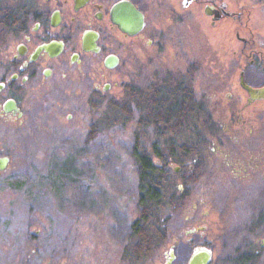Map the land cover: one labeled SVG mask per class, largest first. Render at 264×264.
Listing matches in <instances>:
<instances>
[{
  "label": "rangeland",
  "instance_id": "1",
  "mask_svg": "<svg viewBox=\"0 0 264 264\" xmlns=\"http://www.w3.org/2000/svg\"><path fill=\"white\" fill-rule=\"evenodd\" d=\"M213 50L211 40L189 31L185 52L162 53L151 58L154 64L141 68L140 88L164 79L171 62H179L182 67L170 70L184 77L186 61L198 60L202 68L194 78L213 104L218 72ZM133 107L132 99L99 109L80 100L60 117L48 110L43 117L47 127L33 134L18 132L6 140L0 133V154L11 156L0 171V264H141L125 254L141 246L130 229L139 212L136 153L145 147L161 163L155 151L168 160L169 148H174L182 159L187 156L177 148L180 141L194 136L153 133L150 122L143 124L133 116ZM67 112L74 113L73 118L68 119ZM142 116L146 120L149 113ZM92 123L95 134L90 133ZM262 125L264 121L244 137L235 134L228 156L219 150L215 134L207 131L202 156L191 154L187 164L169 159L172 190L165 193L168 199L159 214L164 233L151 235L148 245L152 243L155 257L150 261L159 262L165 244L190 241L191 235V241H208L221 257L249 245L264 255ZM184 192L189 199L183 206L175 197ZM195 204L208 224L202 232L190 233L194 221L187 219ZM261 261L264 264V257Z\"/></svg>",
  "mask_w": 264,
  "mask_h": 264
},
{
  "label": "flooded vegetation",
  "instance_id": "2",
  "mask_svg": "<svg viewBox=\"0 0 264 264\" xmlns=\"http://www.w3.org/2000/svg\"><path fill=\"white\" fill-rule=\"evenodd\" d=\"M189 31L211 40L218 58L211 105L194 78L202 68L198 60L186 61L184 77L170 70L179 62H171L164 79L143 89L139 85L140 70L154 64L151 58L185 52ZM245 84L264 85V0H0V133L6 140L47 127L43 117L48 110L60 117L80 100L99 109L132 99L133 116L141 121L149 113L153 133L180 136L206 128L228 156L235 134H252L264 121V98H253ZM146 93L148 105L142 101ZM187 115L189 124L181 121L173 128L154 119ZM73 116L66 113L68 119ZM182 144L186 141L177 148ZM2 156L10 164V153ZM175 199L184 206L189 194ZM197 210L198 204L190 206V233L208 224ZM190 237L165 244L158 263L150 261L155 256L149 247L125 254L141 264H189L201 247L211 251L205 264H259L264 257L253 245L221 257L208 241Z\"/></svg>",
  "mask_w": 264,
  "mask_h": 264
},
{
  "label": "trees",
  "instance_id": "3",
  "mask_svg": "<svg viewBox=\"0 0 264 264\" xmlns=\"http://www.w3.org/2000/svg\"><path fill=\"white\" fill-rule=\"evenodd\" d=\"M142 101H144L148 105L149 98L147 94H145V100L143 98ZM144 118L145 116H142L141 121H145L144 122L145 124L146 122H149L150 119H152L149 116H147L146 120ZM189 118L190 116L187 115L186 117H182V118L179 117L169 118L166 116H156L154 119L162 122L164 125L167 126L168 124H170L172 125L171 128H173L174 125H179L178 123L179 122L181 123V121L187 122V124H189L188 123ZM205 122L207 124L208 118H205ZM94 126L95 124L92 123L91 126L92 130L90 132L91 134H95L96 132ZM206 126L207 125H205V127ZM205 132H207L206 128H204L203 132L199 134L188 133L191 135V137L192 136L194 137H192V140L189 139V141H186V144L183 146L182 149L180 148V150H183L185 152L187 156L186 158H189L193 153H195L197 158L202 156V152L204 148L203 136ZM161 134H166V133H161ZM169 152H168L169 155L167 160L163 154L160 155L158 150L155 151V153L158 156H160L159 159L161 163H158L157 161L153 160L151 152L147 150L145 147H142L136 153V165L138 168V192H139L137 198V204H138L139 212L137 218L130 225V229L132 230V235L133 234L136 235L137 240L140 241L141 246H138V244H136L134 249L128 248L126 253L129 254L131 253L133 255H136L141 253L143 250L147 251V247H149L150 250L152 251L153 250L152 243L151 245H148L151 240V235L153 234L157 235L160 234L161 232L164 233V227L160 223L161 220H159V214L163 208V203L165 202L166 199H168V197L165 196V193L168 191L170 192L172 190L170 184L172 183V180L168 177V174H170L168 168L169 159H171L172 161L183 162L182 159L176 157L177 150L175 151V149L172 148ZM187 173L190 172L187 171ZM184 181H186V179H184ZM145 241L147 245L144 244Z\"/></svg>",
  "mask_w": 264,
  "mask_h": 264
},
{
  "label": "water",
  "instance_id": "4",
  "mask_svg": "<svg viewBox=\"0 0 264 264\" xmlns=\"http://www.w3.org/2000/svg\"><path fill=\"white\" fill-rule=\"evenodd\" d=\"M249 90L251 96L255 99L264 98V85L259 87H253L249 84H245ZM9 163L8 156L0 157V170H5ZM178 170V169H177ZM211 258V251L206 247H201L194 252L190 258L189 264H205Z\"/></svg>",
  "mask_w": 264,
  "mask_h": 264
}]
</instances>
